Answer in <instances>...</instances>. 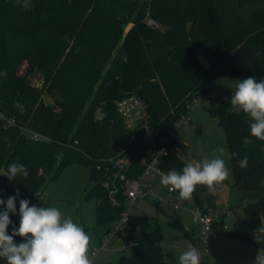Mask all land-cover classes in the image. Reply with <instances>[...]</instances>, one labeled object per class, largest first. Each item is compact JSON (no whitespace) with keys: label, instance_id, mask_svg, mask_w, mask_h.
<instances>
[{"label":"trees","instance_id":"1","mask_svg":"<svg viewBox=\"0 0 264 264\" xmlns=\"http://www.w3.org/2000/svg\"><path fill=\"white\" fill-rule=\"evenodd\" d=\"M32 3L26 10L22 0H0V72L7 71V76H0V113L6 116L0 120V199L6 202L19 189L17 212L9 213V235L19 227L20 199L39 195L47 179L57 177L70 162L91 168L95 183L87 195L101 199L98 222L111 224L120 216L125 206L122 190L114 204L97 163L130 147L133 167L127 175L137 176L143 171L140 158L146 144L124 125L118 99L132 93L144 98L159 141L186 115L195 97L207 94L216 75L264 79V0ZM129 17H134V26L125 34ZM148 18L157 25H150ZM200 55L209 67L200 63ZM36 72L42 75V88L31 82ZM44 91L53 103L44 99ZM17 100L22 108L15 107ZM210 112L225 127L230 154L238 153L231 158L235 186L258 230L264 213V141L251 135L246 114L230 110L226 101ZM180 150L188 148L172 136L165 168L182 172L188 161L180 157ZM244 157L248 164L242 169L238 161ZM13 162L27 168V179L3 175ZM5 206L0 205V211ZM170 217L173 224L180 221ZM125 230L134 252L114 264H178L164 260L160 229L143 231L131 218ZM0 264L6 261L0 258Z\"/></svg>","mask_w":264,"mask_h":264},{"label":"rangeland","instance_id":"2","mask_svg":"<svg viewBox=\"0 0 264 264\" xmlns=\"http://www.w3.org/2000/svg\"><path fill=\"white\" fill-rule=\"evenodd\" d=\"M133 26L134 17H129L125 34ZM27 66L26 62L22 72L26 71ZM30 79L36 86L43 87L40 73L31 74ZM239 81L226 73L216 75L209 83L207 94L197 97V102L194 100L189 106L186 113L189 118L178 122L173 129L174 138L188 148L187 152L179 151L180 157L188 162L219 156L218 149L221 147L226 148L228 153L222 157L229 169L228 178L213 190L197 185L196 194L199 201L211 214L222 212L226 205L233 208L232 215H218L213 219L218 235L213 240L211 255H205L201 264H255L256 256L264 254V237L256 240V228L246 212L243 193L235 186L225 127L210 112V108L217 106L223 97H227V106L233 110L230 103L232 91H235ZM43 97L49 103L54 101L46 91ZM210 100H213V103H208ZM97 111L96 115L100 116L99 110ZM3 173L2 171L1 174ZM90 174V166L79 162L67 163L57 177L47 179L39 195L29 194V202L33 205V201L39 196L42 206H55L64 216L71 215L91 237L90 258H93L96 264H112L122 255L132 254L134 247L130 245L126 230H121L113 240L104 243L105 231L111 224L99 223L97 220V198L95 195H87L95 183ZM160 179L159 176L153 178V184L159 195L167 197L168 189L161 184ZM171 215L179 217L180 221L171 223ZM132 222L143 231L150 232L157 228L161 230L162 253L166 261L178 262L180 253L186 250L189 244L201 252L198 243L199 224L194 220V214L188 206L175 211L168 203L157 205L151 199H139L134 205ZM260 222L264 228V213L260 214ZM93 250L96 255L92 254Z\"/></svg>","mask_w":264,"mask_h":264},{"label":"clouds","instance_id":"3","mask_svg":"<svg viewBox=\"0 0 264 264\" xmlns=\"http://www.w3.org/2000/svg\"><path fill=\"white\" fill-rule=\"evenodd\" d=\"M20 2V0H18ZM22 7L31 10L32 0H22ZM259 56L260 53L256 52ZM0 76H7V71L0 72ZM231 107L234 111L243 112L249 118V129L253 137L264 141V79L257 81L255 76L240 80L232 91ZM17 108H22L19 100L14 101ZM6 119L0 113V120ZM219 156L204 158L201 161H191L183 167L182 172L170 170L161 174L160 182L170 191L179 192L183 200H190L197 185L207 186L209 190L224 182L229 176V169L222 158L227 155L226 148L218 149ZM231 158H237L238 153H231ZM240 168H246L248 158L238 161ZM9 180H16L17 176L27 179L29 172L23 164L10 163L6 174ZM16 195L9 196L7 201L0 199V205H6L0 211V258L6 264H93L90 258L91 237L84 228L74 221L71 215L64 216L55 206L30 205L28 199L19 201V227H13L11 235L7 229L12 221L9 213L15 214ZM256 240L264 237V228L254 233ZM14 237H21L17 243ZM178 264H201L200 254L196 247L189 244L178 257ZM255 264H264V254H258Z\"/></svg>","mask_w":264,"mask_h":264},{"label":"built area","instance_id":"4","mask_svg":"<svg viewBox=\"0 0 264 264\" xmlns=\"http://www.w3.org/2000/svg\"><path fill=\"white\" fill-rule=\"evenodd\" d=\"M148 23L153 26L157 25L151 18L148 20ZM196 98L192 102L194 100L197 102ZM226 100L227 97H223L220 101ZM192 102L190 105H192ZM208 103H213V100H210ZM116 107L123 119L124 125L132 130L134 135L141 136V141L146 144V152L140 158L143 171L134 177L127 175V171L133 167L129 151L130 147L124 148V150L115 156L101 158L97 163V169L104 171L105 177L102 178L101 183L104 187L110 189L112 202L114 204L118 203L116 193L122 190L125 203L120 216L107 229L104 243L113 240L121 230H125V227L134 214V205L137 200L151 199L157 205L168 203L175 211L187 206L190 207L194 214V220L199 224L198 243L201 246V252H199L200 260L205 255H211L213 240L218 235L213 225V219L218 215H232L233 209L226 206L222 212L211 214L198 202L196 194L197 187L190 200L181 199L179 192L170 191L168 187L167 197L159 195L156 186L153 184V178L157 176L161 177V174H167L168 171L173 170L163 166V159L168 154L174 128L168 135L163 136L158 141L156 137L158 130H155L151 125L147 103L139 94L132 93L118 99L116 101ZM98 110L101 111V108L99 107ZM187 118H189V115H184L178 122H183ZM38 197H36L33 203L37 207H42L41 200ZM98 202H101V199H98ZM224 227L226 228V225ZM92 254L96 255V251L93 250Z\"/></svg>","mask_w":264,"mask_h":264},{"label":"water","instance_id":"5","mask_svg":"<svg viewBox=\"0 0 264 264\" xmlns=\"http://www.w3.org/2000/svg\"><path fill=\"white\" fill-rule=\"evenodd\" d=\"M188 30H191L192 28V23H188ZM199 61L200 63L204 66V67H209V63L207 62V60L204 58L203 55L199 56Z\"/></svg>","mask_w":264,"mask_h":264},{"label":"crops","instance_id":"6","mask_svg":"<svg viewBox=\"0 0 264 264\" xmlns=\"http://www.w3.org/2000/svg\"><path fill=\"white\" fill-rule=\"evenodd\" d=\"M227 206V205H226ZM230 207V206H229ZM233 209V208H232ZM106 231H107V229H106ZM106 231H105V233H106ZM105 235V234H104ZM130 245L131 246H133V244L130 242ZM94 261V260H93ZM94 264H96V262L94 261ZM112 264H114V263H112Z\"/></svg>","mask_w":264,"mask_h":264}]
</instances>
